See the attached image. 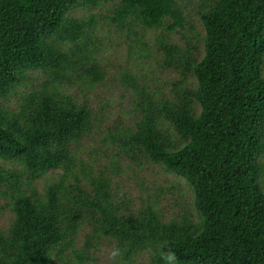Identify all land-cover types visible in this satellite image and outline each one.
Listing matches in <instances>:
<instances>
[{"label":"trees","instance_id":"1","mask_svg":"<svg viewBox=\"0 0 264 264\" xmlns=\"http://www.w3.org/2000/svg\"><path fill=\"white\" fill-rule=\"evenodd\" d=\"M189 1L0 0V264H264V0ZM99 20L157 68L110 74Z\"/></svg>","mask_w":264,"mask_h":264},{"label":"rangeland","instance_id":"2","mask_svg":"<svg viewBox=\"0 0 264 264\" xmlns=\"http://www.w3.org/2000/svg\"><path fill=\"white\" fill-rule=\"evenodd\" d=\"M198 0H190L189 2H186L185 6V13L186 17L189 20V25L193 26V28H199V20H198ZM93 12H106L105 7H100L97 9H93ZM99 28L101 29L102 35H104L105 39L103 41V49H105L106 54L107 52L117 50L114 54H112L111 61L108 63V71L109 73H114L118 70H129L131 72L141 73V69L138 68L137 65H139V61L143 64H147L146 66L143 65L144 68H146L148 65H152L154 69H156V64L152 60H147L145 56L141 57V59L135 58L128 55V48L125 42L117 43L114 46L112 45V42H114L116 39V33L114 30V27L112 24H110L108 21L101 22L99 20L98 22ZM188 32H190V26H188ZM174 40L176 41H183V37L174 34L173 35ZM147 41H150V44L152 43V37L148 38ZM137 63V65H136ZM140 70V71H139ZM113 71V72H112ZM148 73V72H147ZM115 85V86H114ZM119 84L114 81H106V87H100L95 89V93L98 95L97 100H104L106 97H108L113 104L109 107V119L107 121V124H111L114 120V116L119 114V107H116V101L118 99L121 100L122 103L125 102V98L120 97L122 89L118 86ZM108 89V91H107ZM112 89V91L110 90ZM114 92V93H113ZM97 103V101H95ZM124 163H128L129 160L127 158H123ZM124 172L128 174H122L120 176V180L122 181V184H124V187L130 189L135 195L146 198L148 195L152 196H158V200L160 203L164 204L165 207L171 211L173 208L174 210L179 209L180 207L185 206L186 203H190V198L188 194V190L183 183L182 180H180L177 176L172 175L168 172L161 170H141L137 171V174H139L138 177L133 176V174L130 172L131 170H127L125 166L123 167ZM44 183V181H40L39 185ZM177 183H179L180 187L177 186ZM121 184V185H122ZM123 186L121 187L124 188ZM8 216V212H4L2 217L0 218V221H4Z\"/></svg>","mask_w":264,"mask_h":264}]
</instances>
